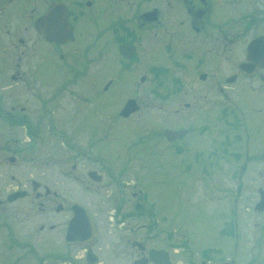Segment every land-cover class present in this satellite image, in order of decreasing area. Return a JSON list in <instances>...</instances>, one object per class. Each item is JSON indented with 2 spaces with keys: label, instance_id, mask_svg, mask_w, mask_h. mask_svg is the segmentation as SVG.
Wrapping results in <instances>:
<instances>
[{
  "label": "rangeland",
  "instance_id": "374dc122",
  "mask_svg": "<svg viewBox=\"0 0 264 264\" xmlns=\"http://www.w3.org/2000/svg\"><path fill=\"white\" fill-rule=\"evenodd\" d=\"M106 41L108 38H102L98 47ZM115 47L104 45L94 53L91 51L90 71L60 95L57 102L60 111H52L56 112L52 114L54 125L42 115L40 100L51 95L56 86L52 79L58 78L57 74L45 75L43 84L51 85L47 88L41 85L38 97L28 94V113L38 125L35 147L28 148V188L31 190L32 181L36 180L56 194L42 208L41 200L28 198V264H39L35 252L50 256L40 264H70V260L74 264H88L89 248L98 256L95 264H133L135 257L144 253L136 246L137 242H143L146 250L167 249L174 264H187L189 259L200 263L201 251L209 247L222 253L210 258L214 260L208 264H264V229H261L264 213H257L254 208L259 200L258 188L264 186V177L259 176L264 165H248L249 173L238 187L239 181L232 175L234 165L225 160L218 162L217 156L190 159L185 155L193 156L192 148L176 160L166 159L165 139L159 133L165 126H191L201 116L200 105L204 107L206 103L197 96L191 98L185 83L171 81L158 88L160 93L171 94L169 99L159 100L152 95L156 86L149 74L150 65L155 63L151 57L144 53L145 59L135 63L127 73H119ZM52 60L48 58L46 63L48 73L60 67L59 61ZM173 73L186 78L182 69H174ZM145 74L147 79L141 82ZM110 79L114 82L106 90ZM85 81L86 86L94 83L90 84L92 90L85 89L82 84ZM236 90L230 85L226 92L232 98ZM209 92L211 97L215 95L213 90ZM128 98H136L140 109L131 118H122L120 110ZM192 100L198 106L190 113L185 104ZM175 108H182L180 115L172 114ZM254 122L258 121L251 120L248 137L253 141L249 144L260 153L264 150V139L260 136L263 137L264 130L260 131ZM215 131L212 127L208 135ZM0 136L15 137L17 146L24 140L30 145V138L22 129L0 128ZM195 139L191 136L179 144L187 145ZM155 140L161 143L160 156L155 155ZM80 149L88 155H77ZM181 156L186 159L180 160ZM90 169L100 170L103 181L93 183L87 176ZM104 169L131 184L122 180L121 187L116 185ZM74 173L81 174L80 180ZM141 188L147 190L144 194L155 205L154 213L160 218L153 229L145 217L128 216L140 200ZM74 203L84 204L96 225V236L88 243L65 242L66 224ZM60 204L64 210L57 212ZM117 206L122 207L119 219ZM231 220L236 221V228L228 224Z\"/></svg>",
  "mask_w": 264,
  "mask_h": 264
},
{
  "label": "flooded vegetation",
  "instance_id": "af4514ba",
  "mask_svg": "<svg viewBox=\"0 0 264 264\" xmlns=\"http://www.w3.org/2000/svg\"><path fill=\"white\" fill-rule=\"evenodd\" d=\"M54 4L64 5L67 13L58 8L56 18L51 24L46 22L44 32L58 34L63 40L72 35V41H51L36 27L37 20ZM64 18L68 19L66 25ZM102 38L108 41L98 47ZM111 44L116 46L119 73H127L145 59L144 53L151 57L155 63L150 65L149 74L156 86L152 95L159 100L167 101L171 94L155 91L171 81L185 83L191 98L197 96L206 103L200 105L201 116L191 126H165L159 133L165 139L166 159L176 160L192 148L193 156L185 155L190 159L217 156L218 162L234 165L232 175L239 181L238 187L249 173L248 165H264V150L254 151L249 144L253 140L248 137L254 118L258 121L254 124L264 130V0H0V128L22 129L27 135L29 125L38 131L28 113V94L38 97L41 85H51L43 84L45 75L57 74L58 78L52 79L56 86L51 95L40 100L42 115L53 125L52 114L56 112L52 111H60V95L89 73L91 51ZM121 46L127 47L124 52ZM48 58L60 62L56 71L48 73ZM177 68L186 71V78L174 75ZM146 79L145 74L140 81ZM113 82L108 81L106 90ZM90 84L94 86L89 82L85 89L92 90ZM230 85L237 88L232 98L226 92ZM194 106L198 104L193 100L185 104L190 113ZM181 112L182 108L172 110L175 116ZM212 127L216 131L208 135ZM166 129L186 132L169 141L164 135ZM191 136L197 139L179 144ZM260 136L264 139V134ZM3 138L0 136V264H28V141L17 146L15 137ZM199 141L202 144L198 145ZM155 142V155L160 156L161 143ZM82 153L88 155L81 149L76 152L81 157ZM92 171L102 173L87 170L89 179ZM74 175L80 180L81 174ZM259 176L264 177V169ZM41 189H45L39 198L42 208L56 194L46 193L48 188L42 186L33 194ZM17 193L22 195L16 197ZM142 194L141 189L134 208H146L149 213ZM144 255L147 250L138 257ZM200 262L208 264L210 260L202 257Z\"/></svg>",
  "mask_w": 264,
  "mask_h": 264
},
{
  "label": "water",
  "instance_id": "95a60500",
  "mask_svg": "<svg viewBox=\"0 0 264 264\" xmlns=\"http://www.w3.org/2000/svg\"><path fill=\"white\" fill-rule=\"evenodd\" d=\"M58 5L52 6V8L48 11V13L41 17L37 21V27L39 31L44 32L45 23L49 22L50 24L57 16L58 13ZM61 6V5H60ZM61 10H63L62 7H60ZM65 14V13H64ZM64 23L66 25L67 21L66 18H64ZM58 32V31H57ZM46 37L50 39L51 41H64L62 37L58 36V34H51L47 35L46 32H44ZM68 39H72V36H66L65 41ZM127 47L121 46L120 50L122 52L125 51ZM233 79H230L232 81ZM138 109V105L136 104L135 100H129L127 104L125 105L124 109L121 112V115L128 116L133 111ZM185 133V131L181 130L178 132H174L171 130H166L165 135L170 139L173 140L176 137L182 136ZM92 176H95V173H92ZM100 178L98 177V180ZM35 188L38 187L37 183H34ZM261 199L259 203L257 204L256 208L259 210H264V190H260ZM73 217L68 223V231L66 235V241L69 243H76V242H85L87 240H90L94 236V230L93 225L91 223V220L89 218V215L86 211V209L80 205H74L73 206ZM139 246L142 247L141 244ZM87 259L90 263H94L98 260L97 256L94 254L92 250L88 251ZM149 260L154 261L156 264H171L169 260L168 253L164 250H156L152 249L149 252V258H142L140 260L135 261L134 264H148Z\"/></svg>",
  "mask_w": 264,
  "mask_h": 264
},
{
  "label": "trees",
  "instance_id": "16d2710c",
  "mask_svg": "<svg viewBox=\"0 0 264 264\" xmlns=\"http://www.w3.org/2000/svg\"><path fill=\"white\" fill-rule=\"evenodd\" d=\"M138 213L143 214V213H145V211H144V209H138ZM205 254H206V252H205Z\"/></svg>",
  "mask_w": 264,
  "mask_h": 264
}]
</instances>
